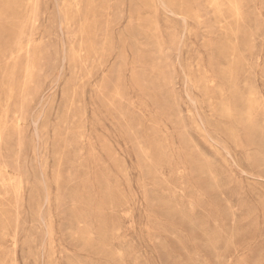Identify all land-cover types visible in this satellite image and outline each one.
<instances>
[{
    "label": "rangeland",
    "instance_id": "rangeland-1",
    "mask_svg": "<svg viewBox=\"0 0 264 264\" xmlns=\"http://www.w3.org/2000/svg\"><path fill=\"white\" fill-rule=\"evenodd\" d=\"M0 264H264V0H0Z\"/></svg>",
    "mask_w": 264,
    "mask_h": 264
}]
</instances>
